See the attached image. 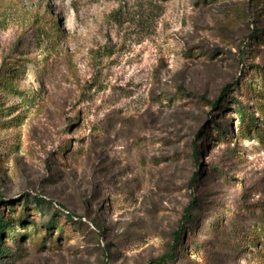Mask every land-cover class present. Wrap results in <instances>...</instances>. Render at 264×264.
<instances>
[{"label": "rangeland", "instance_id": "1", "mask_svg": "<svg viewBox=\"0 0 264 264\" xmlns=\"http://www.w3.org/2000/svg\"><path fill=\"white\" fill-rule=\"evenodd\" d=\"M261 135L263 0H0L2 264H147L194 196L173 264H264Z\"/></svg>", "mask_w": 264, "mask_h": 264}, {"label": "trees", "instance_id": "2", "mask_svg": "<svg viewBox=\"0 0 264 264\" xmlns=\"http://www.w3.org/2000/svg\"><path fill=\"white\" fill-rule=\"evenodd\" d=\"M264 1V0H263ZM249 86H252V83L249 81ZM227 88L224 90V94H227ZM235 99V98H233ZM224 100L226 99H217L213 102V106L215 108H219L222 103H224ZM238 102V101H237ZM238 113L241 117V125H246L247 131L250 133L252 126H257L258 127V118L255 116V113L252 110V106L250 104H241L239 105L238 108ZM212 123L215 124L218 129L221 130V133L225 135L228 131L223 130L222 131V125L217 121V120H212ZM264 136L261 135V139H263ZM195 151L196 153H199V142L196 140L195 144ZM194 183L192 182V185ZM37 203L44 205L47 200L40 196L35 197ZM4 203L3 199H0V264H2L4 257H6L7 253L9 252V248L5 244L4 240V234L7 233V231L14 230L15 223L13 222V218L3 209L2 204ZM65 209V208H64ZM205 208L201 205V199L199 197L194 196L192 201L188 204V206L185 208V213L181 219V222L179 224V228L175 231L174 234V242L170 246V249L162 254L161 256L157 257L156 259L149 261L147 264H173L179 256L180 253V247L183 246V235H184V229L187 225V222L190 223V226L193 227L195 223H200L201 221V216L198 214L202 212ZM262 209V208H261ZM240 210H237L234 212L233 210L231 211L230 208H225V211L222 212L220 215V218L218 219V222H213L212 226H217L219 227L221 224H223V219L226 213L234 212L237 215H239ZM264 211V209H263ZM67 216L74 218L75 215L70 211L65 209V212H63ZM264 215V212H263ZM236 223V222H235ZM51 224V223H50ZM237 226L235 231L238 233H246L248 235V238L252 239V241L256 238H258V232L256 228L250 229L249 227H243L241 226L240 220L237 222ZM262 231H264V227L261 228ZM251 231V232H250ZM250 232V233H249Z\"/></svg>", "mask_w": 264, "mask_h": 264}]
</instances>
